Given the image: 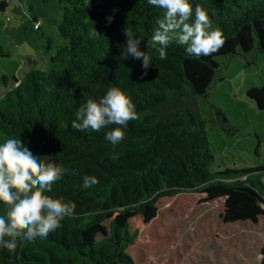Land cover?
<instances>
[{"label":"trees","instance_id":"16d2710c","mask_svg":"<svg viewBox=\"0 0 264 264\" xmlns=\"http://www.w3.org/2000/svg\"><path fill=\"white\" fill-rule=\"evenodd\" d=\"M60 1L65 42L49 69L23 78L1 73L0 144L20 139L65 168L45 195L73 202L75 216L46 239L18 240L14 252L0 248V264H186L202 247L209 264H264V169L214 172L208 123L237 128L221 109L205 116L200 106L218 58L264 53V0H189L219 28L223 44L196 58L172 42L166 59L147 45L162 13L148 0ZM93 27L98 39L88 38ZM126 29L151 57L143 78L142 61L122 55ZM0 54L8 56L2 47ZM113 86L138 115L117 145L105 139L116 125L72 127L80 104ZM247 95L264 111V86ZM84 176L99 182L84 189ZM6 210L0 204V215Z\"/></svg>","mask_w":264,"mask_h":264},{"label":"clouds","instance_id":"9594fccd","mask_svg":"<svg viewBox=\"0 0 264 264\" xmlns=\"http://www.w3.org/2000/svg\"><path fill=\"white\" fill-rule=\"evenodd\" d=\"M148 3L162 10L155 21L152 37L147 41L160 59L167 58L166 49L172 42L185 46L187 54L196 58L209 56L222 46L219 28L213 27L200 4H196L193 12L189 0H148ZM108 21L111 23V17ZM125 31L127 43L122 55L124 59L131 57L142 61L143 78L152 65L151 57L139 49L140 40L128 29ZM101 35L95 27L88 32L89 39H98ZM75 116L72 127L81 132L89 129L99 132L116 125L105 134V139L113 145L125 138L124 129L129 121L138 119L133 102L115 86L109 87L99 100L87 97ZM66 172L51 156L33 155L20 139L9 138L0 144V204L7 209L0 215V248L14 252L18 240L46 239L61 226L62 220L75 216L73 202L45 195ZM98 182L95 176H84L82 187L88 189ZM6 236L9 239L6 240Z\"/></svg>","mask_w":264,"mask_h":264},{"label":"rangeland","instance_id":"374dc122","mask_svg":"<svg viewBox=\"0 0 264 264\" xmlns=\"http://www.w3.org/2000/svg\"><path fill=\"white\" fill-rule=\"evenodd\" d=\"M63 15L60 0H0V47L8 54H0V77L7 73L23 78L34 69H49L50 57L65 42L60 34ZM218 62L217 78L200 106L205 116L212 107L221 109L237 130L229 133L208 123L216 156L212 170L264 169V111L247 95L252 88L264 86V53L220 57ZM5 91L0 79V92ZM208 253L202 247L186 264H209Z\"/></svg>","mask_w":264,"mask_h":264}]
</instances>
